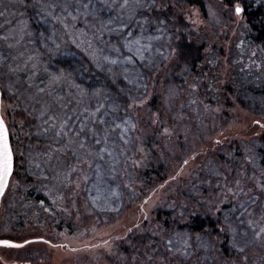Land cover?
Segmentation results:
<instances>
[{"label":"rangeland","instance_id":"1","mask_svg":"<svg viewBox=\"0 0 264 264\" xmlns=\"http://www.w3.org/2000/svg\"><path fill=\"white\" fill-rule=\"evenodd\" d=\"M80 5L81 3H78L76 16L71 15L70 19L67 15L69 12L66 11L63 18H74L83 26H88L89 11L82 9ZM205 9V14H202L198 8L172 0H139L138 3L136 0H130L126 9L121 8L115 13L110 11L111 18L107 21L111 34L114 35L112 41L117 44L119 50L114 55H105L102 68L120 78V87L111 91H125L124 94L127 93L131 97L129 112L132 118L115 117L108 113L102 117L108 121L105 126L115 128L116 124H120L121 128L115 131L127 135L133 121L140 122L136 124L135 137L134 158L137 166L147 156L142 149L141 140L145 132L153 131L152 127L156 128V131L163 129L160 132L162 134L172 135L176 144L171 147V152H168L171 155L177 146V151L184 152L183 157L187 163L184 161V166L171 172L168 180L147 199L140 197L115 219L107 222L95 221L89 207L81 199V182L75 181L64 201L69 209L67 213H71L73 221L69 230L64 225L67 217L64 212L57 220L49 221L47 216L44 215V218L43 215L36 214V211L27 210L26 214H23L26 219L23 216V223L18 224L19 206L15 203L18 194L5 192L0 205V240H10L19 243V246H0V264H113L112 259L117 247L126 239L128 229L135 225L136 230L139 229V225L150 218L153 210L184 190V181L191 177L199 178L201 164L207 157H215L219 152L225 154L226 151H232L234 145L251 142L264 133V65L255 64L254 51L241 40L244 36L241 12L237 14L225 10L216 0H205ZM165 12H172L173 17L182 15L194 30L195 39L204 42L205 46L202 68L193 75L184 76L182 89L168 79L169 70L175 64V42L174 35L169 33L167 21L170 22L174 18L170 16L167 20ZM36 34V43L29 53L24 52L20 42L10 37L14 41L10 45L16 55L14 59L17 58V77L20 75V80L35 84L34 82L43 76L44 89L49 92L57 88L53 91L58 92V86L62 83L66 87L72 83L66 81L67 75L63 77L64 66L49 64L46 61L41 63L45 50L57 45L55 33L53 34L48 25L41 24ZM30 40L29 37L27 41ZM27 41L23 44L21 42L23 47L28 46ZM135 59L139 66L134 62ZM72 61V56L65 57V64H71ZM70 73L73 75L75 72ZM98 86L96 83L91 84L93 105L98 104V98L104 92ZM5 88L6 100L1 113L6 122L14 121L13 136L18 139L14 146V156L17 157L14 171L21 174L23 181L30 183L31 180L44 178L46 172L35 159L34 151L26 140L30 136L38 137V133L44 129L41 126L40 131L35 132V129H32V133L24 129L32 119L26 111L28 106L26 107L24 102L19 103L21 110L18 115L17 110H14V101H10L17 89L9 86ZM85 90L81 86L77 88L76 93L72 91L70 95H61L55 92L54 97L68 103L78 99L84 101ZM20 93L23 99H30L28 91L21 90ZM107 95L110 93L107 92ZM151 99L157 110L155 114L159 115L157 119L150 112ZM113 106L114 110H117L118 104L113 103ZM69 112L66 113L67 116L70 115ZM173 113L177 114L176 117ZM151 116L155 118L152 120ZM124 121L128 123L124 124ZM70 125L72 126L71 123ZM89 149L91 151L93 145H90ZM241 151L245 153L244 146ZM77 152L79 153L80 149ZM81 153L85 154V151ZM227 155H230V152H227ZM211 166L208 168L210 175L217 177L213 178L215 182L209 185L210 190L208 189L206 194H217L236 206L229 216H224L227 223L237 228V235L233 238L234 242L232 241L233 247L242 249L239 252L245 253L246 264H264V206L259 202L260 200L264 204V191L261 190L257 173L247 170L246 173L239 171L236 174L235 170V174L233 171H223L221 175L215 163ZM225 166L228 170L236 169L238 163L235 166L225 163ZM253 166L256 169V165ZM86 190L91 193L87 200L92 209L104 210L103 208L110 207L108 202L115 192L99 188L94 176ZM57 222L61 226L59 230L56 229ZM250 223L260 234L258 241H253L247 232V224ZM125 242L123 243L128 244ZM213 242L216 245V241ZM211 253L214 254V250H211ZM214 264L223 263L217 259Z\"/></svg>","mask_w":264,"mask_h":264},{"label":"trees","instance_id":"2","mask_svg":"<svg viewBox=\"0 0 264 264\" xmlns=\"http://www.w3.org/2000/svg\"><path fill=\"white\" fill-rule=\"evenodd\" d=\"M172 1L198 8L202 14H205V0ZM216 1L225 10L233 13H236L237 7L241 9L244 20V36L241 40L251 47V51H254L255 64L264 65V0ZM83 3H87L88 7L84 8ZM77 5L75 0H0L1 105L5 104L6 100L5 87L16 88V93L10 97V101H14V110H17L19 115L21 110L19 103L24 102L26 107L28 106L26 111L32 118L31 123L26 124L24 129H28L29 133H32V129H35V132L40 131L41 126L44 129L43 132L38 133V137L30 136L26 141L34 151L35 159L44 168L46 176L31 180L32 182L29 183L23 181L21 174L14 171L5 191L7 194L14 192L18 194L15 202L19 206L18 224L23 223V216L26 219V215L23 214H26L27 210L36 211V214L39 213L44 218L47 216L46 219L49 221L57 220V217L64 212V216H67L64 225L69 230L73 226V221L71 213H67L69 209L64 201L75 181L81 182L80 191L83 195L81 199L89 207V212L93 214L95 221H111L129 204L137 202L140 197L147 199L149 195H152L168 180L170 173L177 171L186 160L183 157L184 152L176 150L177 146L170 155L169 152L176 144V140H173L170 133L162 134L160 132L163 129L159 128L156 131V128L152 127L153 131L145 132L141 140L142 149L147 156L137 166L134 158L136 124L140 123L137 120L133 121L134 127L132 126L127 135L119 131L105 134L106 126L100 123V120H96L94 125L89 123V130H100L101 144H96L95 140L89 142L84 136H76V132L81 127V120H85L101 105L103 108L96 113L97 117H103L109 113L115 117L132 118L129 112L131 97L127 93L124 94L125 91L116 93L111 91L113 88L117 90L120 87L118 86L121 83L120 78L102 68L105 55H114L119 50L117 44L112 41L114 35L111 34V28L107 24L111 18L110 11L115 13L121 8L126 9L129 3L125 5L123 0H91L90 3L89 0H82L80 6L89 11L88 26H83L74 18L72 20L63 18L66 11L69 12L67 15L70 19L71 15L76 16ZM165 13L167 20L170 16L173 17L172 12ZM173 18L174 20L167 21V24L169 33L174 35L175 64L169 70L168 79L170 78V82L182 89L184 76L193 75L202 68L205 46L204 42L195 39L194 30L185 22L182 15L178 14ZM41 24L49 26L53 34L55 33L53 37L57 42L55 47L45 50L41 63L46 61L49 64H62L63 77L67 75L66 81H72L68 87L64 83L58 86L56 94H69L72 91L76 93L77 88L83 86L86 89L84 101L78 99L68 103L66 100L60 101L57 97L55 98L53 89L57 88L46 91L43 76L39 78V81L34 82L35 84L20 80V75L17 77L18 71L15 64L17 58L14 59L16 55L10 46L12 42L14 43L12 40L20 42L24 52H31L33 44L36 43L37 29ZM11 36L13 39H10ZM29 37L31 40L27 41ZM26 41L28 46L23 47L22 44ZM67 55L73 57L71 64H65ZM134 62L139 66L136 59ZM70 71L75 73L72 75ZM94 83L98 84V87H101L100 90L104 92L98 98V104L93 105L91 84ZM79 84L82 85L79 86ZM40 89L43 91L41 92ZM21 90L28 91L30 99H23L20 95ZM107 92L110 95H107ZM113 103L118 104L117 110H114ZM149 105L152 115L156 116V119L159 118V115L155 114L157 110L153 99L149 101ZM68 111H70L69 116L66 115ZM176 115L173 113L174 117ZM153 116H151L152 120L155 118ZM49 117L55 118L56 125L71 117L68 126L75 129V132H70L68 137H57L52 131L45 132L52 123V120H49V124H45V119ZM13 122L7 121L6 124L12 133L11 146L16 152L14 146L18 139L13 136ZM151 122L150 120V125ZM162 126L164 127L163 123ZM177 139H179L178 136ZM81 142L85 144L84 148L74 144ZM90 145H93L91 151ZM234 146L232 151H226L225 154L219 152L215 157H207L201 164L199 178L191 177L184 181L182 188L184 190L180 194L171 196L164 205L153 210L150 218L139 225V229L136 230L137 225L130 227L124 240L128 244H124V241L119 243L112 259L113 264H214L217 259L223 264H246L245 253L239 252L242 249L233 247L232 241L234 242L233 238L237 235V228L227 223L224 217L229 216L236 206L217 194H206L210 190L209 185L215 182L213 178L217 177L209 173L208 168L212 167V163L216 164L220 174L223 171L225 173L233 171L235 174L236 170L238 174L239 171L246 173L247 170H252L257 173L256 177L261 184V190L264 191V133L251 142ZM243 146L245 153L241 151ZM100 148H104L105 151L100 152ZM78 149H80L79 153ZM81 151H85V154ZM227 152H230V155H227ZM16 158L15 155V163ZM225 163H231L233 166L238 163V166L236 169L228 170ZM253 164L256 165V169L253 168ZM93 176L99 188L115 192L108 202L109 208L92 209L89 205L87 197L90 198L91 193L86 189L90 186ZM211 189L216 190L212 187ZM259 202L264 206L260 200ZM252 226V223L247 224V232L253 241H258L260 234ZM56 227L57 230L61 229L59 222L56 223ZM213 240L216 241V245ZM211 250H214V254Z\"/></svg>","mask_w":264,"mask_h":264},{"label":"snow or ice","instance_id":"3","mask_svg":"<svg viewBox=\"0 0 264 264\" xmlns=\"http://www.w3.org/2000/svg\"><path fill=\"white\" fill-rule=\"evenodd\" d=\"M76 3H82V0H75ZM91 0H89V3ZM124 4L127 5L130 0H123ZM138 3L139 0H136ZM82 6L84 8L88 7L87 3H83ZM237 14L241 12V9L239 7L236 8ZM42 92L43 89H40ZM0 108H2V105H0ZM103 108V105H101L99 108L96 109L95 112L91 113L89 117H86L85 120H81V127L79 128V131L76 132V136H84L89 142L92 140H95L96 144H101V139L99 138L100 130L99 129H92L89 130L88 124H95L96 120H100V123L107 125L108 121L103 119L102 117H97L96 113L100 112ZM72 118L69 117L67 121L60 123L59 125H56L55 118L49 117L45 119V124H49V120H52V123L49 124V127L45 129V132L52 131V133L57 137H68L70 132H75V129L68 126V122ZM127 121H124V124H127ZM58 127V130H56ZM134 127V125H133ZM121 128L120 124H116L115 128H105L104 132L105 134H108L110 132H114L115 129ZM12 133H10L9 127L7 126L3 115H0V190H2L5 186H7L9 182V177L13 172V158H14V150L11 146L10 137ZM106 142V141H105ZM80 147L84 148L85 144L83 142L80 143ZM100 152H104V148L99 149ZM91 153H89L90 155ZM187 163V161H185ZM264 231V229H262ZM0 244H4L6 246L11 247H18L19 245H10L8 241H0Z\"/></svg>","mask_w":264,"mask_h":264},{"label":"water","instance_id":"4","mask_svg":"<svg viewBox=\"0 0 264 264\" xmlns=\"http://www.w3.org/2000/svg\"><path fill=\"white\" fill-rule=\"evenodd\" d=\"M0 105H1V92H0ZM0 115H1V108H0ZM13 166H14V158H13ZM11 176V175H10ZM10 179V177H9ZM9 183V182H8ZM8 186V184H7ZM7 186H5L2 190H0V205H1V199H2V196L3 194L5 193L6 189H7ZM0 241H8L10 245H19V243H15L13 241H10V240H6V239H1ZM0 246H6L4 244H0Z\"/></svg>","mask_w":264,"mask_h":264},{"label":"flooded vegetation","instance_id":"5","mask_svg":"<svg viewBox=\"0 0 264 264\" xmlns=\"http://www.w3.org/2000/svg\"><path fill=\"white\" fill-rule=\"evenodd\" d=\"M14 169H15V159H14L13 172H14ZM13 172H12L11 176L13 175ZM11 176H10V178H11ZM9 180H10V179H9ZM1 200H2V199H1Z\"/></svg>","mask_w":264,"mask_h":264}]
</instances>
